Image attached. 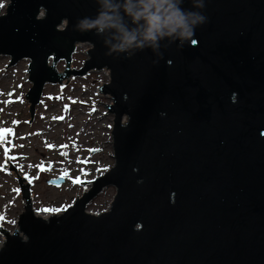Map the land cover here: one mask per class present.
Listing matches in <instances>:
<instances>
[{
	"label": "water",
	"instance_id": "water-1",
	"mask_svg": "<svg viewBox=\"0 0 264 264\" xmlns=\"http://www.w3.org/2000/svg\"><path fill=\"white\" fill-rule=\"evenodd\" d=\"M8 1L0 56L10 68L30 61L31 124L47 84L65 89L71 76L108 68L113 83L101 92L117 102L108 106L116 163L44 218L7 158L26 206L13 234L1 230L0 264H264V0H204V9L184 0L208 22L195 45L162 44L163 59L152 49L108 55L95 30H78L98 0ZM79 43L94 46L81 71L71 69ZM108 186L111 208L88 212Z\"/></svg>",
	"mask_w": 264,
	"mask_h": 264
},
{
	"label": "rangeland",
	"instance_id": "rangeland-1",
	"mask_svg": "<svg viewBox=\"0 0 264 264\" xmlns=\"http://www.w3.org/2000/svg\"><path fill=\"white\" fill-rule=\"evenodd\" d=\"M0 4L4 5L0 8L2 16L9 1L0 0ZM91 49L89 43L76 48L72 70L85 67ZM9 63V57L0 56V129L12 131L0 141L1 242L6 239L1 230L13 234L26 206L19 176L11 171L7 158L29 182L25 184L32 186L35 213L48 217L73 206L116 163L112 137L115 117L108 110L113 98L101 92L110 83L108 70L90 71L84 77L71 76L65 89L47 84L31 124L30 104L25 98L32 88L27 74L30 61H21L12 68ZM57 70L64 72L65 62H59ZM68 83L69 80L64 85ZM59 179L64 180L61 185L48 183ZM116 194V187L108 186L88 204V212L98 215L108 211Z\"/></svg>",
	"mask_w": 264,
	"mask_h": 264
},
{
	"label": "clouds",
	"instance_id": "clouds-1",
	"mask_svg": "<svg viewBox=\"0 0 264 264\" xmlns=\"http://www.w3.org/2000/svg\"><path fill=\"white\" fill-rule=\"evenodd\" d=\"M184 0H98L95 17H84L77 23L81 31L95 30L103 38L108 55L126 54L152 49L159 59L162 44L168 47L178 42L195 45V30L208 22L198 10L184 9ZM194 9H204V0H192ZM166 42V43H164ZM159 59L153 61L158 63ZM163 115V114H162Z\"/></svg>",
	"mask_w": 264,
	"mask_h": 264
},
{
	"label": "bare ground",
	"instance_id": "bare-ground-1",
	"mask_svg": "<svg viewBox=\"0 0 264 264\" xmlns=\"http://www.w3.org/2000/svg\"><path fill=\"white\" fill-rule=\"evenodd\" d=\"M41 15H44V11H41ZM67 25H68V23H67V21H65L61 26H60V30H64L65 29V27H67ZM81 44L79 43L78 44V46H80ZM92 45V44H91ZM77 46V47H78ZM94 50V46L92 45V49L88 52V53H90L91 51H93ZM91 57V56H90ZM92 58V57H91ZM104 70H108L109 72H110V83L112 84L113 83V80H112V78H113V73H112V71L110 70V69H108V68H105ZM105 87H103V89H104ZM112 97V96H111ZM113 98V97H112ZM112 102H113V104H114V106H117V102H115V98H113L112 99ZM124 121H126V117L123 119ZM36 214L37 215H43L42 217H44V218H48V216H47V214L46 215H44V214H41V213H39V212H36ZM6 237V236H5ZM6 239H7V237H6ZM5 239V240H6ZM4 240V241H5ZM4 242H1L0 241V247L2 246V244H3Z\"/></svg>",
	"mask_w": 264,
	"mask_h": 264
},
{
	"label": "snow or ice",
	"instance_id": "snow-or-ice-1",
	"mask_svg": "<svg viewBox=\"0 0 264 264\" xmlns=\"http://www.w3.org/2000/svg\"><path fill=\"white\" fill-rule=\"evenodd\" d=\"M4 5L0 4V8H2ZM12 131L11 129H0V141H4L6 136L11 135ZM44 168H41V171H43ZM48 211V210H45Z\"/></svg>",
	"mask_w": 264,
	"mask_h": 264
}]
</instances>
